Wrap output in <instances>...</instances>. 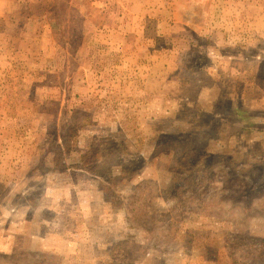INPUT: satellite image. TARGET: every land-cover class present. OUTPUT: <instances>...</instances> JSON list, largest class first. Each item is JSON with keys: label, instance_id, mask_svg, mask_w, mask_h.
Listing matches in <instances>:
<instances>
[{"label": "rangeland", "instance_id": "374dc122", "mask_svg": "<svg viewBox=\"0 0 264 264\" xmlns=\"http://www.w3.org/2000/svg\"><path fill=\"white\" fill-rule=\"evenodd\" d=\"M0 264H264V0H0Z\"/></svg>", "mask_w": 264, "mask_h": 264}, {"label": "trees", "instance_id": "16d2710c", "mask_svg": "<svg viewBox=\"0 0 264 264\" xmlns=\"http://www.w3.org/2000/svg\"><path fill=\"white\" fill-rule=\"evenodd\" d=\"M206 154H209V153H206ZM122 172H125L124 168L122 169ZM253 190H254L253 187H250V191H253Z\"/></svg>", "mask_w": 264, "mask_h": 264}]
</instances>
